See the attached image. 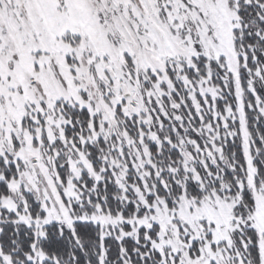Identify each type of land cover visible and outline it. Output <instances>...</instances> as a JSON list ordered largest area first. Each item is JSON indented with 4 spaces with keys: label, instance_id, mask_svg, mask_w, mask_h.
<instances>
[{
    "label": "snow or ice",
    "instance_id": "snow-or-ice-1",
    "mask_svg": "<svg viewBox=\"0 0 264 264\" xmlns=\"http://www.w3.org/2000/svg\"><path fill=\"white\" fill-rule=\"evenodd\" d=\"M0 264H264V0H0Z\"/></svg>",
    "mask_w": 264,
    "mask_h": 264
}]
</instances>
